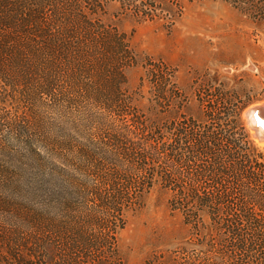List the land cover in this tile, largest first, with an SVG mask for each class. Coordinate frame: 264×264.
<instances>
[{
  "label": "trees",
  "instance_id": "obj_1",
  "mask_svg": "<svg viewBox=\"0 0 264 264\" xmlns=\"http://www.w3.org/2000/svg\"><path fill=\"white\" fill-rule=\"evenodd\" d=\"M111 1L0 0V264H117L124 213L154 183L205 249L171 264H264V153L245 101L199 95V119H170L160 80L137 117L123 87L136 60L102 20Z\"/></svg>",
  "mask_w": 264,
  "mask_h": 264
},
{
  "label": "rangeland",
  "instance_id": "obj_2",
  "mask_svg": "<svg viewBox=\"0 0 264 264\" xmlns=\"http://www.w3.org/2000/svg\"><path fill=\"white\" fill-rule=\"evenodd\" d=\"M147 2L154 6L143 8L146 17L134 6L112 0L102 18L106 27L126 35L136 60L123 71V87L130 92L137 117L139 112L148 115L156 81H165L171 92L165 112L170 119H199V95L223 93L245 101V129L264 153V139L254 135L243 113L264 99V0H248L245 11L222 0ZM149 61L168 65L170 76L164 80L160 71L151 74ZM131 129L137 133L136 127ZM169 195L154 183L136 208L125 211V226L117 234V264H171L173 255L197 258L205 251L181 214L169 208Z\"/></svg>",
  "mask_w": 264,
  "mask_h": 264
},
{
  "label": "water",
  "instance_id": "obj_3",
  "mask_svg": "<svg viewBox=\"0 0 264 264\" xmlns=\"http://www.w3.org/2000/svg\"><path fill=\"white\" fill-rule=\"evenodd\" d=\"M245 123L260 139L264 136V99L260 104L252 105L244 110ZM262 130V132H260Z\"/></svg>",
  "mask_w": 264,
  "mask_h": 264
},
{
  "label": "bare ground",
  "instance_id": "obj_4",
  "mask_svg": "<svg viewBox=\"0 0 264 264\" xmlns=\"http://www.w3.org/2000/svg\"><path fill=\"white\" fill-rule=\"evenodd\" d=\"M260 132H262V130H260ZM262 140L264 139V136L263 137H260Z\"/></svg>",
  "mask_w": 264,
  "mask_h": 264
}]
</instances>
